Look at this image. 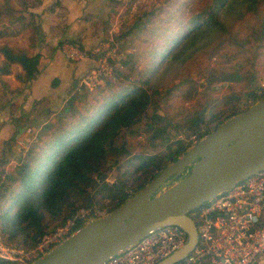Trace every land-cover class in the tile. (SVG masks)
<instances>
[{"label":"trees","instance_id":"trees-1","mask_svg":"<svg viewBox=\"0 0 264 264\" xmlns=\"http://www.w3.org/2000/svg\"><path fill=\"white\" fill-rule=\"evenodd\" d=\"M32 7L26 0H0V40H5L0 45L1 87H7L2 77L12 73L13 65L18 64L22 70L15 76L21 83H30L38 72L39 54L32 55L28 49L11 46L7 41L11 37L24 36L29 47L42 42V26L38 16L29 11ZM259 7L264 9V0H214L208 9L194 13L183 28L168 34L165 42L162 38L166 34L160 36L161 43L158 40L157 47L159 44L162 47L151 55L150 65L141 73L142 83L129 92L114 91L111 80H106L105 86L98 87L100 97L97 94L92 96L91 92L78 87L76 80L68 90L65 107L39 128L28 149L15 158L14 165L4 170L10 163L17 140V131H14L0 150V234L6 237L5 240L20 241L21 246L32 248L44 234L55 230L79 208H92L106 199L107 211H113L182 156L192 145L176 142L173 147L169 141L160 156H135L139 162L129 177L125 175L112 184L105 182L108 156L114 158L113 164L116 165L118 158L128 155L127 143L117 144L123 131H131L136 126L138 129L142 124L151 141L163 140L171 125L166 116L157 113L155 105L154 89L157 82L162 81L160 75H168L171 71L178 73L186 61L202 51L218 53L216 45L225 38L238 47L237 36L232 30L249 15L257 21L250 36L263 41L264 13L259 12ZM143 16L152 17L153 13ZM140 22V18L134 21L133 28H137ZM131 33L132 29L128 28L120 36L127 41ZM213 43L215 46L211 47ZM118 71L115 70L116 76ZM206 74V89L210 91H214L218 83H241L245 78L237 70L228 73L209 69ZM254 78L253 74L249 75L250 86L244 94L252 104L264 99V87L258 86ZM186 83L189 90L195 88L192 79L187 78L180 85ZM191 91H188L187 98L192 97ZM4 95L5 92L0 93V100H4ZM237 97L208 103L190 117L186 131L191 130L198 142L219 124L239 114L236 108H231L229 114L223 115L224 107L237 101ZM3 103L0 101V106ZM150 108L153 111L149 112ZM12 122L17 125L15 118ZM198 209L190 213L195 222L194 213ZM0 264L14 263L0 260Z\"/></svg>","mask_w":264,"mask_h":264},{"label":"rangeland","instance_id":"rangeland-1","mask_svg":"<svg viewBox=\"0 0 264 264\" xmlns=\"http://www.w3.org/2000/svg\"><path fill=\"white\" fill-rule=\"evenodd\" d=\"M38 0H26L29 6H36ZM115 7L118 8L117 16H119L118 25L114 26V30L105 38L101 44L92 48L102 49H115L116 56L115 61L118 58V74L115 75L113 80L110 81L114 91H130L134 86L142 83V72L150 65L152 54L157 48L158 40L161 43L165 42V38L172 32H177L185 23L188 22L189 17L194 13L202 12L212 5L214 0H112ZM32 7V8H33ZM152 12V17L143 16L145 13ZM259 12L264 13L263 7H259ZM247 16L244 20L236 25L232 30L234 35L237 36L236 42L238 47L229 38L223 39L216 48L218 53H209L202 51L197 53L196 56L186 61L180 67V70L176 72L171 71L168 75L162 73L160 76L162 81L157 82L158 86L154 89L155 105L157 113L166 116V120L171 121V125L166 129L165 136L155 141L150 140V134L144 130V126L141 124L139 128L135 127L133 130H125L120 134L117 144L127 143L128 155L118 158L117 164H113L114 158L108 156L106 169H105V182L112 184L125 175H128L133 171L134 167L138 165V158L135 156H141V158L155 157L163 154L167 147L166 143H173L174 147L176 142H182L183 144L190 143L191 145L197 142L195 135L191 134V130H187L188 121L190 117H193L200 112L208 103L215 101V99H226L232 96L237 97V101H232L230 106H225L223 115L230 113L231 108H236L237 112H243V110L252 106V101L247 99L244 95L248 91L249 75H254L255 83L264 87V40L258 41L255 37L250 36L251 28L256 27L257 21L255 17ZM140 18L141 22L137 28H133L134 21ZM150 20L149 23L146 22ZM148 23V25H147ZM145 26V28H144ZM132 29V33L129 35V40L122 38L121 32ZM140 30V31H139ZM16 37L8 38L7 40H14ZM152 38V40H146ZM27 40V39H26ZM245 40L242 45H239L241 41ZM4 43V42H3ZM9 43V42H8ZM28 43V41H27ZM215 46V43L211 47ZM20 47V46H17ZM82 49V48H81ZM85 50V49H83ZM91 51V50H90ZM88 51V52H90ZM103 51H101L102 53ZM91 55V54H90ZM94 57L93 55H91ZM89 58V57H88ZM94 61L95 57H94ZM74 62V61H73ZM70 62V63H73ZM75 63V62H74ZM78 63V62H77ZM95 65V63H94ZM116 67V68H117ZM209 69L226 72L238 71L240 75L245 77L241 83H218L214 91L206 89L207 75L206 71ZM149 74H147L148 76ZM146 76V77H147ZM161 78L159 80H161ZM187 78L195 81L194 89L189 90V84L180 85L181 82H185ZM110 80V79H108ZM105 86V82L101 85ZM180 86L179 88H177ZM22 87L26 88L27 84L22 83ZM100 87V86H99ZM0 93L5 91V87H1ZM177 88L176 90H173ZM179 89V90H178ZM16 90V89H15ZM14 90V91H15ZM18 90V89H17ZM16 90V91H17ZM97 89H94L92 96H96ZM171 90L170 93L168 91ZM10 90H6L9 92ZM188 91H191L192 97L187 98ZM13 91L11 90V93ZM98 95V94H97ZM100 97V95H98ZM3 102L6 101L0 100ZM220 101H218L219 103ZM209 107V106H208ZM154 109V107H153ZM149 109V112L153 111ZM32 139L31 141H33ZM29 141V143L31 142ZM29 145V144H28ZM27 145V146H28ZM26 148H20L18 144H15L12 148V157L10 163L6 165L5 169H8L9 165H14L15 158L20 156ZM97 180V178H95ZM105 205L100 207L99 205ZM93 206L99 211H107L108 201L102 200V203ZM82 208L77 209L80 210ZM88 209V208H84ZM67 220V219H66ZM59 226V225H58ZM6 238V237H5ZM8 242V241H7ZM21 245L20 241H12Z\"/></svg>","mask_w":264,"mask_h":264},{"label":"water","instance_id":"water-1","mask_svg":"<svg viewBox=\"0 0 264 264\" xmlns=\"http://www.w3.org/2000/svg\"><path fill=\"white\" fill-rule=\"evenodd\" d=\"M262 169L264 99L219 124L133 197L77 228L31 264H105L141 237L171 225L181 228L187 241L157 264H175L197 242L190 213Z\"/></svg>","mask_w":264,"mask_h":264},{"label":"built area","instance_id":"built-area-1","mask_svg":"<svg viewBox=\"0 0 264 264\" xmlns=\"http://www.w3.org/2000/svg\"><path fill=\"white\" fill-rule=\"evenodd\" d=\"M60 52L66 60L75 63L87 59L90 54L95 57V65L77 79L78 87L87 91H93L108 79L113 80L118 69L119 61L118 58L115 61L113 48L99 47L88 52L65 41ZM28 144L18 141L20 148ZM107 212L94 207L82 208L55 230L44 234L32 248L9 243L0 234V260L31 264L77 228ZM194 218L197 242L187 257L175 264H264V169L217 193L199 207ZM186 241L187 235L181 228L164 226L141 237L105 264H157L183 248Z\"/></svg>","mask_w":264,"mask_h":264},{"label":"crops","instance_id":"crops-1","mask_svg":"<svg viewBox=\"0 0 264 264\" xmlns=\"http://www.w3.org/2000/svg\"><path fill=\"white\" fill-rule=\"evenodd\" d=\"M29 11L38 16L42 42L29 47L24 36L7 41L11 46L28 49L32 55L39 54L38 72L26 88L15 77L22 73L18 64L13 65L10 75L2 77L7 87L3 91L6 101L0 106V150L14 131H17L15 144L19 139L24 142L33 139L39 128L65 107L73 82L94 66L91 55L78 63H70L60 52L61 44L77 43L90 51L111 32L115 33L114 26L120 18L112 0H40ZM3 42L1 39L0 45Z\"/></svg>","mask_w":264,"mask_h":264},{"label":"flooded vegetation","instance_id":"flooded-vegetation-1","mask_svg":"<svg viewBox=\"0 0 264 264\" xmlns=\"http://www.w3.org/2000/svg\"><path fill=\"white\" fill-rule=\"evenodd\" d=\"M191 169V167L189 166L188 168H187V170H186V172L185 173H188V171Z\"/></svg>","mask_w":264,"mask_h":264}]
</instances>
